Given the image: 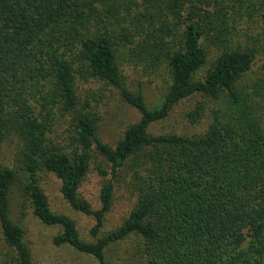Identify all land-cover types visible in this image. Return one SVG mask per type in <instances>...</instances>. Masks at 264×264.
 <instances>
[{
	"label": "trees",
	"instance_id": "16d2710c",
	"mask_svg": "<svg viewBox=\"0 0 264 264\" xmlns=\"http://www.w3.org/2000/svg\"><path fill=\"white\" fill-rule=\"evenodd\" d=\"M223 3L235 11L256 2L0 0V156L16 138L21 195L42 224L60 228L55 245L96 264H113L114 246L133 237L138 264H264V106L247 86L254 49L225 32ZM211 45L218 49L209 59ZM126 48L136 64L162 66L168 77L151 107L125 82ZM82 79L103 82L139 114L114 145L98 134L101 117L78 90ZM194 96L202 100L186 116L198 132L151 130ZM54 119L69 125L56 138H70L73 149L50 135ZM91 169L102 177L97 209L79 194ZM39 173L52 174L69 207L94 219L89 239L69 215L51 210ZM18 177L0 161V264H35L10 212ZM125 181L133 206L103 231Z\"/></svg>",
	"mask_w": 264,
	"mask_h": 264
},
{
	"label": "rangeland",
	"instance_id": "374dc122",
	"mask_svg": "<svg viewBox=\"0 0 264 264\" xmlns=\"http://www.w3.org/2000/svg\"><path fill=\"white\" fill-rule=\"evenodd\" d=\"M254 1L256 3L253 8L249 7L250 9H246L245 6L239 7L238 4H235V11H232L231 7H229L231 4L223 3V16L227 28L225 32L232 38V41L241 46L254 49V63L248 75L249 79L246 77L248 79L247 86H254L258 89L260 97L257 100L264 106V88H260L264 86V1ZM208 10L215 12L216 7L212 8L211 6ZM215 24V28L224 26L218 23ZM214 27L208 32L209 34L214 35ZM212 40L214 41L216 38H212ZM210 42L209 40L206 45ZM207 49L209 59H212L217 53L218 47L211 45ZM123 53L126 54L123 59L131 62L125 64L126 68L123 71L125 82L131 91L142 90L148 106H153L162 97L165 86L168 83L164 68L161 66L157 71H150L152 67L136 64L137 62L132 60L128 48ZM84 80H78V90L82 96H87L92 101V105L95 106V109L100 114L101 120L98 134L104 142L114 145L125 128L138 120L139 114L133 107L126 104L114 89L106 86L103 82L97 79ZM201 100V97L194 96L179 102L169 116L154 125L151 130L159 133L178 132L193 134L198 132L201 126L199 127V124L196 126L192 125L186 115ZM205 106H210V102L208 104L205 103ZM67 130H69L67 122L57 124L54 119L53 131L50 135L55 140H58L56 137L66 135ZM58 141L61 144L59 146L63 149H73V145L70 144V138ZM19 145L18 140L14 137L5 142L0 161L3 166L18 170L19 179L12 190L10 212L12 218L25 230V240L31 249L34 263L96 264L92 258L75 251L69 246L55 245L53 238L60 232V228L58 226L44 225L32 214L28 201L23 198L20 191L26 180L24 173L19 169ZM39 182L45 191L51 210L69 215L74 220L81 237L89 239V231L94 224V219L69 207L60 194L59 181L52 174L39 173ZM128 183L129 181L121 183L119 189H117L112 209L105 218L103 231H109L118 226L132 208L134 197ZM101 184L102 177L96 169H91L79 188L80 196L87 200L94 209L99 207L98 191ZM135 239L138 238L133 237L114 246L113 252L110 254L113 264H138L137 240Z\"/></svg>",
	"mask_w": 264,
	"mask_h": 264
}]
</instances>
